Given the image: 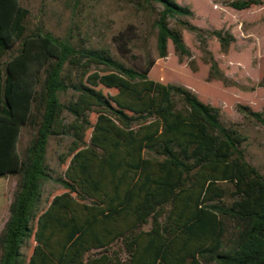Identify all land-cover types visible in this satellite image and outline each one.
Returning <instances> with one entry per match:
<instances>
[{"label":"trees","instance_id":"1","mask_svg":"<svg viewBox=\"0 0 264 264\" xmlns=\"http://www.w3.org/2000/svg\"><path fill=\"white\" fill-rule=\"evenodd\" d=\"M123 1L153 20L158 58L171 42L198 71L186 29L200 43L208 81L237 86L208 44L216 37L227 52L232 34L192 24L193 11L175 0ZM28 14L21 0H0V176L21 177L0 264H264V173L246 159L248 137L224 126L220 109L187 87L150 77L156 58L141 45V27L131 24L113 39L123 57L143 50L135 68L109 49L30 33ZM237 109L264 127L262 112ZM25 126L36 134L23 156ZM51 138L71 139L60 156L66 169L54 180L65 191L42 208Z\"/></svg>","mask_w":264,"mask_h":264},{"label":"rangeland","instance_id":"2","mask_svg":"<svg viewBox=\"0 0 264 264\" xmlns=\"http://www.w3.org/2000/svg\"><path fill=\"white\" fill-rule=\"evenodd\" d=\"M175 1L193 11V17L187 19L192 24L209 31L222 30L235 37L227 52L221 49L216 37H210L208 44L222 72L237 86L226 87L221 81H208L209 66L203 62L200 43L196 34L186 29L183 38L198 71L191 70L187 59L180 61L171 42L168 56L158 58L153 20L136 12L123 0H21V5L29 13L26 26L30 33H50L60 39H70L81 48L109 49L117 59L135 68L144 63L143 50L135 48L132 55L123 57L113 39L131 24L141 27L144 37L141 45L156 58L150 77L164 84L187 87L203 102L218 107L222 124L236 127L248 137L243 145L246 159L264 173V127L253 118H245L237 109L241 104L264 114V87L257 86L264 78V2L249 9L236 10L227 5L231 0ZM17 50L18 47L4 60L7 61ZM252 87H256L255 90L252 91ZM73 94L69 91L63 100L70 99ZM91 119L95 122L96 115L92 114ZM35 134L33 127L22 128L19 148L23 156ZM90 136L91 131L87 134V141ZM70 143V138H51L49 142L46 162L52 179L43 187L42 208L47 206L46 201L65 191L54 180L66 169L67 165L61 164L60 156L66 153ZM20 180V176H0V239L11 217V206ZM33 245L31 241L29 248H23L27 256ZM1 257L0 244V260Z\"/></svg>","mask_w":264,"mask_h":264}]
</instances>
